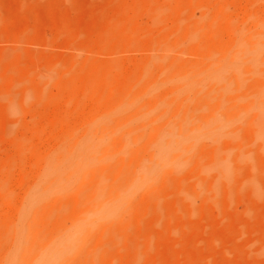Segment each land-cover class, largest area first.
<instances>
[{
	"label": "rangeland",
	"instance_id": "rangeland-1",
	"mask_svg": "<svg viewBox=\"0 0 264 264\" xmlns=\"http://www.w3.org/2000/svg\"><path fill=\"white\" fill-rule=\"evenodd\" d=\"M0 264H264V0H0Z\"/></svg>",
	"mask_w": 264,
	"mask_h": 264
}]
</instances>
